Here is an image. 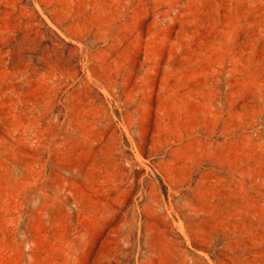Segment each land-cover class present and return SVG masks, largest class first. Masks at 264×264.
Here are the masks:
<instances>
[{
  "label": "rangeland",
  "instance_id": "obj_1",
  "mask_svg": "<svg viewBox=\"0 0 264 264\" xmlns=\"http://www.w3.org/2000/svg\"><path fill=\"white\" fill-rule=\"evenodd\" d=\"M0 264H264V0H0Z\"/></svg>",
  "mask_w": 264,
  "mask_h": 264
}]
</instances>
